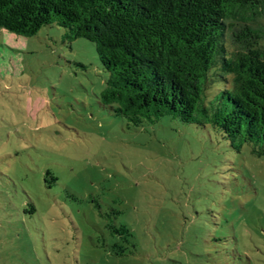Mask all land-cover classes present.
<instances>
[{
    "label": "rangeland",
    "instance_id": "1",
    "mask_svg": "<svg viewBox=\"0 0 264 264\" xmlns=\"http://www.w3.org/2000/svg\"><path fill=\"white\" fill-rule=\"evenodd\" d=\"M107 79L63 28L0 29V264H264V158L209 126H128Z\"/></svg>",
    "mask_w": 264,
    "mask_h": 264
},
{
    "label": "trees",
    "instance_id": "2",
    "mask_svg": "<svg viewBox=\"0 0 264 264\" xmlns=\"http://www.w3.org/2000/svg\"><path fill=\"white\" fill-rule=\"evenodd\" d=\"M263 15L264 0H0V29L90 42L108 74L98 103L128 126H209L261 158Z\"/></svg>",
    "mask_w": 264,
    "mask_h": 264
}]
</instances>
